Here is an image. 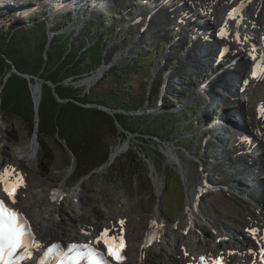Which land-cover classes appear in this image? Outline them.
Instances as JSON below:
<instances>
[{
    "label": "rangeland",
    "instance_id": "1",
    "mask_svg": "<svg viewBox=\"0 0 264 264\" xmlns=\"http://www.w3.org/2000/svg\"><path fill=\"white\" fill-rule=\"evenodd\" d=\"M247 1L251 3L246 10L253 13L247 21L257 22L254 28L251 26L253 36L256 30L255 37L264 39V0H10L17 9L24 8L23 14L17 17L13 16V10L0 11L7 16L8 20H3L6 26L22 23L30 13L34 17L28 18L29 24L46 18L44 15L48 17L50 27L57 25L58 20L63 28L54 34L70 32L64 25L67 21L81 26L96 19L92 26L95 32L101 28L112 31L113 37L118 35L108 44V50L114 44L118 46L115 64L132 60L136 62L135 67L139 66L131 69L139 74L134 73L132 78H126V82L134 85L133 92L145 94L149 101L138 111L114 110L113 113L131 117L166 115V119L176 121L174 136L167 138L169 142L161 143L153 138L157 143L154 147L149 137L144 136L149 142L141 145L137 140L139 137L132 136L126 149H120L123 146L118 143L112 146L113 161L121 156L129 159L127 152L132 150L138 155L133 166L142 169L139 174L120 179L106 177V169L111 164L93 171L84 170L83 175L75 169L77 161L63 142L60 147L57 140L40 135L38 130L32 136L28 135L23 122L0 114V168L14 169L18 171L17 176L23 177L28 189L20 195L21 203L34 226L41 227L37 224L42 221L38 206L48 204L53 191L64 192L57 195L54 211L50 213L57 225L55 234L37 229L42 231V236L49 241L72 242L83 234L85 227L99 232L102 227L116 228L119 222L127 231L130 242V264L132 260H139L140 247L145 242L152 253L150 264H185L191 248L198 251L212 249L208 254L210 259L217 255L249 259L251 243L257 242L264 231V115L259 110L260 104L264 103V84L249 85L243 92L245 96L239 93L243 80L240 75L246 70L239 71L238 64H234L235 70L215 64L220 52L218 48L227 43L222 39L214 40L211 31L208 37L205 33L194 36L196 27L205 29L199 18L214 15L210 29L219 28L221 24L225 25L226 11ZM4 2L7 0H0L1 7ZM56 3L69 10L78 7L83 10L89 7L90 10L74 20L65 18L67 15L55 7ZM230 3L235 4L233 8L229 7ZM42 7L43 10L49 7L43 15ZM183 10H188L187 16L198 22L184 24L183 13H180ZM98 12L101 15L95 18ZM113 12L120 13L118 20L110 18L109 14ZM127 25L129 31L124 34ZM120 27L121 34L118 33ZM234 32L236 34L231 28L227 31L232 34L229 39L234 46L224 55L226 62L231 51L239 50L240 42L234 38ZM208 40H213L211 47H215V52H207L212 56L209 63L208 57L202 54ZM140 57L145 60L140 62ZM113 64H102L73 85L103 97L113 85L107 74ZM98 72L101 74L96 83L91 86L82 83ZM237 74L239 81L235 80ZM248 98L252 100L249 102ZM33 144L36 145L35 157L29 163L24 162L22 157L32 150ZM140 147L144 152L156 150L161 154L165 151L166 157L163 156L160 162L147 152L143 154ZM171 153L181 160L184 170L172 160L175 156ZM200 185L203 189H199ZM190 193L196 194L193 210L188 209ZM159 215L167 225L160 226L165 236L155 240L161 228L152 221ZM150 232L156 233L153 242L147 241ZM252 246L260 248L259 243Z\"/></svg>",
    "mask_w": 264,
    "mask_h": 264
},
{
    "label": "trees",
    "instance_id": "2",
    "mask_svg": "<svg viewBox=\"0 0 264 264\" xmlns=\"http://www.w3.org/2000/svg\"><path fill=\"white\" fill-rule=\"evenodd\" d=\"M55 7L62 14L67 15L65 18L72 17L73 19L90 10L89 7L84 10L83 7L69 10L57 3ZM43 8H41L42 14L38 10L36 12L43 15V12H46L49 7H45L44 10ZM2 9L10 12L13 10L15 13L13 16L17 17L25 11L23 7L17 9L10 3V0L2 3L0 11ZM100 15L101 12H98L95 18ZM109 15L110 18L116 20L120 13L113 12ZM44 16L46 18L29 24L27 23L28 18L34 17L30 13L23 22L21 21L22 23L6 26L3 24V20L7 21V16L0 13V81L4 76L3 66L7 71L14 67L21 75L32 76L43 80L44 83L53 84L58 96L63 100H68L67 103H59L54 97L52 88L46 84L43 85L38 133L42 136L53 137L60 147L63 142L77 161L75 169L83 175L85 174L84 170L93 171L108 164L109 157L113 153H110L111 148L119 137L121 140H125L127 134L138 136L137 140L141 141V145H145L150 140L154 147L157 143L153 138L161 143L169 142L170 140L167 138L174 136L176 121L172 120L173 118L166 119V115L149 114L131 117L116 114L117 122L123 129V132L117 133L118 129L110 115L97 108L86 107L95 105L112 110L133 112L142 109L146 104L148 105L149 101L145 94L141 96L136 91L133 92L134 85L126 82V78H132L134 73H138V71L132 72V70L138 69L139 66L135 67L136 62L132 60L115 64L114 56L118 51L117 44L108 50V44L118 35L113 37V33H110L112 31L101 28L95 32L92 27L96 22L94 18L81 26L73 23L68 24L67 21L64 25L70 32L54 34L63 28V24L58 23L57 20L55 22L57 25L51 26V28L48 25V17ZM128 25L124 29V34L128 33L127 30L129 31ZM121 31L120 27L118 33L121 34ZM50 34L52 35L50 36ZM143 60L145 57H140L139 61ZM111 63L114 64L107 74L110 75L113 85L107 89V93L103 97H98L94 91L86 93L83 89L73 85L82 77L89 76L93 69H97L102 64L111 65ZM67 81L70 82L66 84ZM93 84L85 83L84 85L91 86ZM27 85L24 78L13 74L3 90L0 111L3 117L16 118L23 122L27 127L28 135L32 136L35 132L34 110ZM144 136L149 139L146 141ZM119 148L126 149L125 147ZM141 149L143 154L147 152L148 156H154L160 162L162 161L163 156L160 153L157 154L156 150H145L144 152L143 148ZM127 154L129 159L127 156L116 158L117 162L106 169V177L124 179L140 173L141 167L133 166V161L138 158V155L134 154L132 150ZM164 168L166 167L164 166Z\"/></svg>",
    "mask_w": 264,
    "mask_h": 264
},
{
    "label": "bare ground",
    "instance_id": "3",
    "mask_svg": "<svg viewBox=\"0 0 264 264\" xmlns=\"http://www.w3.org/2000/svg\"><path fill=\"white\" fill-rule=\"evenodd\" d=\"M229 4V3H228ZM233 6H234V4L233 3H231V5L229 6L230 8H233ZM249 6H250V4H249ZM189 10H190V12L192 11V9H191V7H189L188 8ZM231 10V9H230ZM229 10V11H230ZM185 12V13H184ZM188 12V10L187 11H185V10H183L182 12H180V13H183V14H181V17H182V22L184 23V24H196L197 22H198V20L196 19V18H193L192 16H187V13ZM211 12H212V10H211ZM227 12V11H226ZM193 13V12H192ZM253 13H251L250 14V12H246V14H243L242 16H240V17H235V18H228L227 16H225L224 17V20L226 21V23H227V27H229V28H231L232 29V31H236V34H235V32H234V38L235 39H237V36L239 37V38H241L242 39V37H250V38H252V37H254L253 36V28L251 27V22H248L247 21V19L248 18H250L251 17V15H252ZM214 16V15H213ZM186 17H190V18H192L191 19V21L190 20H188V19H186ZM218 34H222V36H221V38L223 37V35H226L227 34V30H223V29H221V30H219L218 31ZM224 40L223 41H225L229 46H234V42H231L230 41V39L229 38H223ZM208 44H209V42H208ZM208 44H206L205 46H204V48H203V50H202V54H203V57H208L207 58V63H209L210 61H211V59L210 58H212V56L211 55H209V53H208V55H207V52H210L208 49H207V45ZM206 53V54H205ZM252 53H253V51H252ZM256 53V52H255ZM212 54V53H211ZM254 54V53H253ZM238 67L240 68V69H238L239 71H241L242 72V66H239L238 65ZM245 68V67H244ZM99 74L97 75H94L92 78H90V79H88V80H86L87 82H84L83 84H85V83H87V84H92V83H96V81L98 80L97 79V76L99 77L100 76V74H101V72H98ZM229 77H231V76H229ZM97 79V80H96ZM227 80H228V78H227ZM235 80L236 81H239V78H237V77H235ZM39 91H38V88H36L35 89V97H36V99H38V97H39V93H38ZM35 144V143H34ZM33 144V146H32V150L29 152V153H26V155L25 156H23L22 157V160L25 162V161H27L28 163L29 162H31L33 159H34V157H35V152H36V145H34ZM113 154V153H112ZM111 154V155H112ZM171 155L172 156H175L174 158H172V160L175 162V163H177V164H179L181 167H183V163L181 162V160L176 156V155H174L173 153H171ZM118 157V156H117ZM113 159H114V154H113V156H110V161L111 162H113ZM22 161V162H23ZM24 164V163H23ZM26 165V164H25ZM27 166V165H26ZM17 170V169H16ZM183 170H184V167H183ZM4 170L3 169H1L0 168V172H3ZM18 172V171H17ZM17 172H14V174H16ZM19 174V173H18ZM20 175V174H19ZM21 176V175H20ZM7 177H11V178H16V177H14V175H10V176H7ZM15 180H17V179H15ZM25 182V181H24ZM16 183V182H15ZM14 183V184H15ZM22 184V183H21ZM26 184V183H25ZM0 187H2V188H4V186H3V184H0ZM199 189H203V186L202 185H200V188ZM202 191V190H201ZM62 194H64V192H60V191H53V195H51L50 196V199H49V202H48V204H45V205H39L38 207H39V209L40 210H38V212H39V216H40V219L42 220L41 222H38L37 224L38 225H40L41 227L40 228H43V229H45V230H47V233L50 235V234H55V228L57 227V225H56V223H55V221L51 218V216H50V213L51 212H53L54 211V207H55V205H56V202H57V195H62ZM190 195H191V193H190ZM195 195L196 194H194V195H191L190 197H189V201H188V209H190L191 210V208H192V210L193 209H195V203H194V197H195ZM20 202H21V196H20ZM27 205V204H26ZM192 215V214H191ZM152 223H153V225L154 224H156L157 225V227L159 226H161V225H167L166 224V221L163 219V217L161 216V215H159V217L157 216V217H155L154 218V220L152 221ZM113 228V231H112V234H108V235H106V236H104L103 234L105 233V232H103V231H100L101 232V234L99 235L100 237H101V240H102V243H105L104 241H105V239H107L108 241H109V243H117V244H120V241H121V239H116V240H114L113 239V237H116L117 236V234H116V232H115V226H113L112 227ZM161 228V231H160V233L158 234V236H157V238L155 239V240H159L160 238H162V237H164L165 236V234H163V230H162V227H160ZM62 230H64V229H62ZM64 232V231H63ZM97 233H99V232H97ZM52 236H54V235H52ZM55 236H57V235H55ZM42 237H45V236H42ZM54 238V237H53ZM61 238V237H60ZM63 238V237H62ZM40 239H41V236H40ZM42 240H44V241H46V239L45 238H42ZM49 240V239H48ZM55 240V239H54ZM161 240V239H160ZM145 241V240H144ZM73 242V241H72ZM123 242V241H122ZM153 242V241H152ZM151 242V243H152ZM108 243V244H109ZM259 244H260V247L262 246V248L264 247L263 246V244L261 243V242H258ZM108 244H105V245H108ZM153 244V243H152ZM151 245V244H150ZM147 246H149L146 242H145V244L144 245H142L141 247H140V253H139V260L135 263V262H133V260L131 261V263L132 264H150L153 260H152V253L147 249ZM154 246V245H153ZM232 246V245H231ZM237 246H239V245H237ZM234 247V246H233ZM242 247V246H241ZM112 248H113V246H112ZM261 248V249H262ZM114 249V248H113ZM234 249V248H233ZM232 249V250H233ZM115 250V249H114ZM152 250V249H151ZM210 250V249H209ZM209 250H203V251H198V250H196V249H194V248H191L188 252H187V258H186V261H185V264H202V261H201V258H203V264L207 261V262H217V261H221V260H223L222 259V257H220L219 255H217V256H215V257H213V259H210L209 257H208V254L210 253V252H212L211 250L209 251ZM236 250V249H235ZM260 250V249H259ZM214 252H216V251H214ZM238 252V251H237ZM216 254V253H215ZM231 254V253H230ZM236 254H238V253H236ZM228 256V255H227ZM239 256V255H238ZM212 257V256H211ZM231 258L230 257H228V259L227 260H230ZM238 259H240L239 257H238ZM127 264V263H126ZM130 264V263H129Z\"/></svg>",
    "mask_w": 264,
    "mask_h": 264
},
{
    "label": "snow or ice",
    "instance_id": "4",
    "mask_svg": "<svg viewBox=\"0 0 264 264\" xmlns=\"http://www.w3.org/2000/svg\"><path fill=\"white\" fill-rule=\"evenodd\" d=\"M229 18H235V14H230ZM237 40L239 37L237 36ZM254 78H258L254 73ZM260 114L264 115V106L260 109ZM15 170L5 169L3 172H0V184H3L4 191L8 195L12 202L15 203L14 193L17 187L23 182L22 176H17L16 183L13 184L10 181L6 180L5 177L14 174ZM23 220L20 214L16 211H11L7 208L3 200H0V264H7L5 261V256L13 257L18 249H28V248H39L42 245H39L35 242L34 236L30 233H26L25 229L21 227ZM123 223V222H121ZM28 237L29 243H25V237ZM104 236L107 235L105 232ZM105 244H108L109 241L105 239ZM99 243V240L97 241ZM123 246L122 240L120 241L119 247ZM82 246L71 245L70 251L75 252V256H70L68 258V264H79L81 259H86L85 254L81 251ZM53 250L57 252L60 251V246L53 245L47 249L46 254H52ZM89 252H92V249H88ZM109 254L113 255L117 260L123 259L112 251V246L109 245ZM99 256V253H96ZM24 259L31 258V252L29 251L28 255L23 257ZM203 264V258H201ZM40 264H48L47 260L41 259ZM89 264H93L92 261H89ZM217 264H222V262H217Z\"/></svg>",
    "mask_w": 264,
    "mask_h": 264
},
{
    "label": "water",
    "instance_id": "5",
    "mask_svg": "<svg viewBox=\"0 0 264 264\" xmlns=\"http://www.w3.org/2000/svg\"><path fill=\"white\" fill-rule=\"evenodd\" d=\"M239 9V8H238ZM241 10H236L235 14L236 16H238L240 14ZM8 63V62H7ZM9 64V63H8ZM3 73H4V76L2 77L1 81H0V105H1V98H2V94H3V90L6 86V84L9 82V79L12 77V75H16L18 77H21V78H25L27 80H31V81H27V86H28V89H29V93L31 95V99H32V105H33V110H34V123H35V130L37 131L38 130V127H39V122H40V118H39V107L42 103V100H43V84H46L47 86L51 87L52 88V92L54 94V97L56 98V100L59 102V103H67L68 100H63L61 99L58 94L55 92V86L51 83H44L43 80L41 79H38V78H33L32 76H27V75H21L19 74L16 69L14 67H11L10 70H6V68L3 66ZM87 80L84 79L82 83H84L85 81ZM38 88V93H39V97L38 99H36L35 97V89ZM87 108H97L99 110H102L104 111L105 113H107L108 115H110L113 119H114V123H115V126L117 127L118 129V132L117 133H120V132H123V129L120 127L119 123L117 122V119L115 117L116 114H122V113H116L115 114L113 113L114 110L112 109H109V108H104V107H98V106H95V105H91V106H86ZM0 114H1V111H0ZM124 114H127L124 112ZM2 116V115H1ZM125 133H128L126 131H124ZM120 135V134H119ZM128 136L126 137V139L124 140H121V138L119 137L116 142L117 145H120V146H123V147H126L127 145H130V137H132L131 135L127 134ZM123 142V143H122ZM116 145V146H117ZM129 147V146H128ZM128 150V148H127ZM129 152V151H128ZM127 152V153H128ZM161 155L162 156H165L166 157V152L165 151H162L161 152ZM123 157V156H121ZM117 160V159H116ZM115 160V161H116ZM112 165V162L110 161V157H109V163L106 165ZM165 164V163H164ZM166 168V164L164 165ZM165 168V169H166ZM205 183V181L203 180V184Z\"/></svg>",
    "mask_w": 264,
    "mask_h": 264
}]
</instances>
